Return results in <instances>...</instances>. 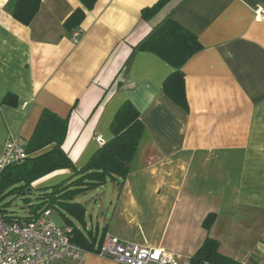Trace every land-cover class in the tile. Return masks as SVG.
<instances>
[{
	"label": "crops",
	"instance_id": "obj_1",
	"mask_svg": "<svg viewBox=\"0 0 264 264\" xmlns=\"http://www.w3.org/2000/svg\"><path fill=\"white\" fill-rule=\"evenodd\" d=\"M155 1L96 0L88 10L79 0H40L23 25L0 0V156L8 137L29 139L47 108L68 117L62 148L79 169L112 138L111 120L128 100L144 132L123 181L107 179L75 196L85 208L84 231L188 261L210 237L220 254L264 264V19L253 12L264 0H170L143 20L142 8ZM76 8L84 18L67 30ZM167 16L202 46L181 68L187 109L163 90L174 68L139 49ZM72 173L53 171L32 187ZM208 213L215 217L206 229ZM47 264L118 263L87 250L81 262Z\"/></svg>",
	"mask_w": 264,
	"mask_h": 264
},
{
	"label": "trees",
	"instance_id": "obj_2",
	"mask_svg": "<svg viewBox=\"0 0 264 264\" xmlns=\"http://www.w3.org/2000/svg\"><path fill=\"white\" fill-rule=\"evenodd\" d=\"M79 1L88 10L96 2V0ZM169 1L157 0L152 5L142 8L141 18L145 21L149 20ZM39 5L40 0H8L11 16L23 25L30 24ZM84 15L83 9L76 8L64 21V27L67 30L76 28ZM201 47L194 33L168 16L139 45L140 50L157 55L174 68L165 78L163 90L184 109H187V102L181 68ZM10 97L7 96L4 101L9 103ZM139 115L130 101H124L116 110L109 126L112 138L103 143L84 166L77 169L62 148L68 117H60L44 108L29 139L24 143L27 158L22 163L8 165L0 171V198L10 193L26 195L33 189L34 181L53 171L73 169V173L56 184L35 188L40 193L36 197V202L28 204L29 213L26 216H14L3 208H0V212L10 219H30L50 208L71 228L72 242L86 250L97 252L104 232L102 231L98 236L97 232L84 231L85 208L75 201V196L104 184L107 179L123 181L126 178L130 161L144 132ZM28 188L31 189L27 191ZM24 199L28 200L27 196H24ZM214 217V213H208L202 221V226L208 229ZM75 221L80 226L76 225ZM96 240L97 247H94ZM189 262L190 264H240L220 254L218 242L210 237L204 239Z\"/></svg>",
	"mask_w": 264,
	"mask_h": 264
},
{
	"label": "built area",
	"instance_id": "obj_3",
	"mask_svg": "<svg viewBox=\"0 0 264 264\" xmlns=\"http://www.w3.org/2000/svg\"><path fill=\"white\" fill-rule=\"evenodd\" d=\"M253 12L256 20L264 19V6ZM77 37L78 32H73L72 41L76 42ZM27 156L24 144L8 137L0 156V171L22 163ZM70 232L69 226L55 221L50 208L30 219H10L0 212V264H47L61 258L81 262L87 250L71 241ZM96 254L118 264H190L162 247L142 246L110 234L104 235Z\"/></svg>",
	"mask_w": 264,
	"mask_h": 264
},
{
	"label": "rangeland",
	"instance_id": "obj_4",
	"mask_svg": "<svg viewBox=\"0 0 264 264\" xmlns=\"http://www.w3.org/2000/svg\"><path fill=\"white\" fill-rule=\"evenodd\" d=\"M39 193V190L33 188L30 192H27L26 195L18 193L2 195L0 198V208H3L6 212H9L14 216H26L29 213L28 204L36 202V197ZM24 196H27L28 200H25ZM52 216L58 223H60V219L58 217H56L53 213Z\"/></svg>",
	"mask_w": 264,
	"mask_h": 264
},
{
	"label": "water",
	"instance_id": "obj_5",
	"mask_svg": "<svg viewBox=\"0 0 264 264\" xmlns=\"http://www.w3.org/2000/svg\"><path fill=\"white\" fill-rule=\"evenodd\" d=\"M31 188H28L27 191H29Z\"/></svg>",
	"mask_w": 264,
	"mask_h": 264
}]
</instances>
